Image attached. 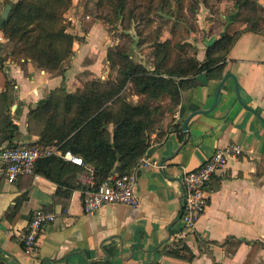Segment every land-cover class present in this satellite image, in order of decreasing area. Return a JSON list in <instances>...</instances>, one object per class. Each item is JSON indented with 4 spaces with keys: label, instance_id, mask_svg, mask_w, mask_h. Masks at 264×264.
<instances>
[{
    "label": "crops",
    "instance_id": "obj_1",
    "mask_svg": "<svg viewBox=\"0 0 264 264\" xmlns=\"http://www.w3.org/2000/svg\"><path fill=\"white\" fill-rule=\"evenodd\" d=\"M234 3L218 0L213 11H196L195 27L212 31L205 38L189 36L198 61L224 35L237 11ZM257 7L258 29L251 28L254 22L239 27L221 78L195 76L193 86L181 91L171 121L151 134L141 159L149 157L164 168L137 169V164V208L107 205L85 214L83 199L93 185L89 167L76 176L63 172L56 182L33 173L9 183L0 174V264H264V0H257ZM87 34L83 45L82 39L74 43L63 74L52 75L29 60L13 59L0 29L1 147L36 145L40 128L30 110L59 88L73 93L109 75V47L100 51L94 43L102 36ZM93 49L100 51L94 58ZM195 112L202 113L190 118L185 135L182 125ZM230 145L241 150L240 156L228 158L213 176L207 207L193 231L185 233L180 219L183 174ZM39 210L54 221L42 230L36 250L26 253L23 241Z\"/></svg>",
    "mask_w": 264,
    "mask_h": 264
},
{
    "label": "trees",
    "instance_id": "obj_2",
    "mask_svg": "<svg viewBox=\"0 0 264 264\" xmlns=\"http://www.w3.org/2000/svg\"><path fill=\"white\" fill-rule=\"evenodd\" d=\"M128 1L97 0L96 6L101 11L112 13L117 20L122 18L121 22L107 23H119L124 30H130L131 26L136 28L138 24L145 28L153 24V17L144 15L139 16L141 22H130L134 8L128 12L130 16H126ZM146 1L148 15L151 12L154 16L158 15L164 5L169 6L167 0ZM8 4L11 11L1 31L9 44V55L15 60H29L52 75H62L63 65L73 56L74 43L79 41L66 32L64 22V15L71 8L72 1L3 0V7ZM234 4L237 11L229 18L224 35L206 48L201 62L196 59L194 51L188 59L169 60L172 55L171 39L161 40L160 33L153 39L156 46L153 57L157 61L151 71L134 63L120 46L108 48L106 60L109 73L116 68L117 76L114 79L108 76L106 82L88 81L73 93L59 88L41 100L29 113L31 120L40 128L39 140L36 145L28 147L46 149L59 146L62 153L69 151L80 158L91 169V191L114 172L118 175L131 173L149 148L156 117L162 112L160 107L126 102L122 95L125 87L130 84L135 94L152 100L167 95L174 106L171 112L166 113L167 123L170 122L180 104L181 91L193 86L195 76L205 73L210 78H221L239 27L244 22H254L251 28L258 29L255 23L262 20L258 16L257 0H235ZM192 11L196 13L197 9ZM126 19L129 22H124ZM153 32L144 34L139 43L148 41ZM136 36L141 37L140 34ZM3 76L0 69V78ZM10 128L16 129L13 125ZM84 170V167L52 156L41 160L34 174L56 182L57 176L63 172L76 176ZM59 184L63 185L62 182Z\"/></svg>",
    "mask_w": 264,
    "mask_h": 264
},
{
    "label": "rangeland",
    "instance_id": "obj_3",
    "mask_svg": "<svg viewBox=\"0 0 264 264\" xmlns=\"http://www.w3.org/2000/svg\"><path fill=\"white\" fill-rule=\"evenodd\" d=\"M72 6L67 13L64 15V22L66 26V32L78 38L83 45V42H87V33L93 34V36H102L100 43L92 42L95 47L103 50L106 48H112L115 45L120 46L124 53L129 55L134 63L141 64L149 71L153 70L154 63H156L153 57V52L156 46L154 45L153 39L156 38V34H161L162 38L171 39V57L172 62L177 60L188 59L192 56L193 51L197 53V47L195 41H188L191 34H198L205 38L207 34L212 31L209 28L200 29L198 25L195 27V12L192 11L201 8L209 7L211 11L215 8V1L217 0H167L169 6L164 5L158 15H153L152 12L148 15L147 13V1L146 0H129L126 10V16H130L128 12L133 8L132 21L130 22H141L139 16H151L153 17V24L148 28L143 25L131 26L130 30H124L121 28L119 23L112 24L107 22H121L123 19H115L113 14L107 13L106 10L101 11V8H97V0H71ZM2 8L0 9V11ZM208 9V12L210 11ZM146 14V15H145ZM100 22V23H96ZM124 22H129L128 19ZM128 28V27H127ZM125 28V29H127ZM158 28V29H157ZM154 31V32H153ZM137 32V33H136ZM153 32L150 39L144 44L139 43L143 40L144 34ZM136 34H140L141 37H137ZM197 41V39H196ZM80 42H78L80 44ZM117 43V44H116ZM81 45V44H80ZM212 45V44H211ZM79 46V45H78ZM207 48V47H206ZM157 50V49H156ZM93 57L98 55L97 49H93ZM196 51V52H195ZM91 60H87V65ZM108 76L114 79L117 76V70L114 68L107 77L104 79H98V82H106ZM122 95L126 98V102L134 105H146L152 108L160 107L162 115L156 117V122L153 126L154 133L156 130L161 129L166 123V113L171 112L174 109L171 99L167 95H163L161 99L152 100L145 95L135 94L133 87L128 84L125 87ZM109 133H111V127H109Z\"/></svg>",
    "mask_w": 264,
    "mask_h": 264
},
{
    "label": "built area",
    "instance_id": "obj_4",
    "mask_svg": "<svg viewBox=\"0 0 264 264\" xmlns=\"http://www.w3.org/2000/svg\"><path fill=\"white\" fill-rule=\"evenodd\" d=\"M104 79V78H102ZM241 150L234 145L216 150L213 155L199 167L185 172L181 178L182 212L181 222L185 233L192 232L197 220L207 207L206 190L214 175L225 166L230 157L240 156ZM52 156L60 157L78 167L87 166L69 151L61 152L59 146L46 149L39 147H1L0 146V174L9 183L31 175L41 160ZM164 166L149 157L141 159L139 168ZM135 168L131 173L115 175L101 183L97 189L87 192L83 199V210L87 215H93L107 205L126 206L135 209L139 206V199L134 193L137 181ZM54 221V216L41 210L36 211L28 226L23 245L26 253H32L37 248V241L45 226Z\"/></svg>",
    "mask_w": 264,
    "mask_h": 264
},
{
    "label": "water",
    "instance_id": "obj_5",
    "mask_svg": "<svg viewBox=\"0 0 264 264\" xmlns=\"http://www.w3.org/2000/svg\"><path fill=\"white\" fill-rule=\"evenodd\" d=\"M10 11H11V5L8 4V5H6V6L3 8V10L0 12V29H1L2 25H3L4 20H6V19L8 18V15H9ZM223 81H224V78H223V80L220 82V84H219L218 87H217L216 95H215V103L217 102V94H218L219 90L221 89V86H222V84H223ZM235 90H236V94H237V96L239 97V95H238V90H237V86L235 87ZM200 113H202V112H195L194 114H191V115H190V116L184 121V123H183V125H182V131H183V133H184L185 135H187V124H188V121L190 120V118H191L192 116H194L195 114H200Z\"/></svg>",
    "mask_w": 264,
    "mask_h": 264
}]
</instances>
